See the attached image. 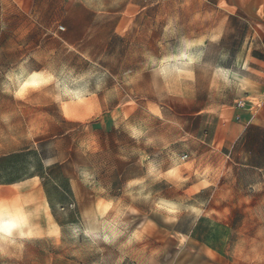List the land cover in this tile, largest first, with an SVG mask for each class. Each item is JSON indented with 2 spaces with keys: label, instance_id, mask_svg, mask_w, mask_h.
<instances>
[{
  "label": "rangeland",
  "instance_id": "rangeland-1",
  "mask_svg": "<svg viewBox=\"0 0 264 264\" xmlns=\"http://www.w3.org/2000/svg\"><path fill=\"white\" fill-rule=\"evenodd\" d=\"M100 1L112 26L44 68L46 86L17 95L9 75L32 68L0 50V210L23 222L0 233V264L44 252L48 264H199L203 245L224 264H264V147L254 167L244 147L238 166V148L214 141L241 97L248 23L198 0ZM175 222L198 242L170 237Z\"/></svg>",
  "mask_w": 264,
  "mask_h": 264
},
{
  "label": "crops",
  "instance_id": "crops-1",
  "mask_svg": "<svg viewBox=\"0 0 264 264\" xmlns=\"http://www.w3.org/2000/svg\"><path fill=\"white\" fill-rule=\"evenodd\" d=\"M198 1L206 6L226 9L231 13L239 12L250 28L252 35L246 70L243 74H233L237 89L241 93L238 100L241 105H234L223 114V118H219L214 141L215 149L218 151L223 147L238 148L232 155L233 165L240 166L243 148H249L245 158L246 164L254 167L253 160L258 152L256 150L264 147V0ZM100 2V0H0V35L6 36L1 40V43H4L0 50L7 52L9 59L15 61L8 64L32 68L30 73L37 72L42 75L46 74L44 71L46 67L64 66L66 63L64 60L73 55V52L79 53L82 50L81 45L89 41L93 27L112 26V10H102ZM128 13L127 6L121 8L120 18L126 19ZM103 18L107 23L104 20V24L98 23ZM59 26L63 29H59ZM99 33L103 34L102 31ZM176 226L177 222L169 232L170 237L184 236V241L191 245L198 242L184 235ZM203 249L201 255H206V260L199 264H224L223 257L217 249L208 245H203ZM192 254L194 253L191 252ZM194 255L200 254L197 252ZM61 259H64V256H61ZM27 264H32L30 255L27 257ZM35 264H48L47 253L44 252L43 260ZM148 264L176 263L171 260L165 261L164 256L156 254L151 255Z\"/></svg>",
  "mask_w": 264,
  "mask_h": 264
},
{
  "label": "clouds",
  "instance_id": "clouds-1",
  "mask_svg": "<svg viewBox=\"0 0 264 264\" xmlns=\"http://www.w3.org/2000/svg\"><path fill=\"white\" fill-rule=\"evenodd\" d=\"M25 73L26 70L21 68L19 74H10L8 77L9 80L14 81V86L17 89V95H22L26 90L29 89L35 90L46 86L54 79L52 75H42L37 72H32L25 75ZM57 87L60 88V85L58 84ZM60 92L69 96H76L80 94L79 90H72L66 84L60 88ZM60 98V95H57L56 99L59 100ZM157 208L158 210L168 213L177 211V208L174 204L163 201L157 205ZM22 226L23 222L14 216H6L3 220H0V232L5 234H11L13 230L21 228ZM105 239H107V237H105Z\"/></svg>",
  "mask_w": 264,
  "mask_h": 264
},
{
  "label": "bare ground",
  "instance_id": "bare-ground-1",
  "mask_svg": "<svg viewBox=\"0 0 264 264\" xmlns=\"http://www.w3.org/2000/svg\"><path fill=\"white\" fill-rule=\"evenodd\" d=\"M6 216H14L17 219L21 220L18 215L13 214L12 212L8 211L7 209H1L0 210V220H3ZM0 233H2V232H0Z\"/></svg>",
  "mask_w": 264,
  "mask_h": 264
},
{
  "label": "built area",
  "instance_id": "built-area-1",
  "mask_svg": "<svg viewBox=\"0 0 264 264\" xmlns=\"http://www.w3.org/2000/svg\"><path fill=\"white\" fill-rule=\"evenodd\" d=\"M58 28H59V29H63V27H62V26H59ZM237 105H238V106H240V105H241V102H240V101H238V102H237Z\"/></svg>",
  "mask_w": 264,
  "mask_h": 264
},
{
  "label": "snow or ice",
  "instance_id": "snow-or-ice-1",
  "mask_svg": "<svg viewBox=\"0 0 264 264\" xmlns=\"http://www.w3.org/2000/svg\"><path fill=\"white\" fill-rule=\"evenodd\" d=\"M135 135H139V133H134Z\"/></svg>",
  "mask_w": 264,
  "mask_h": 264
}]
</instances>
